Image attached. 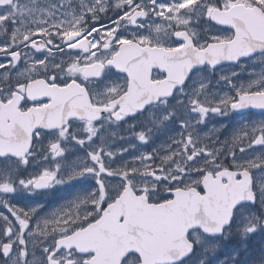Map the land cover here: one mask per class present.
<instances>
[{"label":"snow or ice","instance_id":"snow-or-ice-1","mask_svg":"<svg viewBox=\"0 0 264 264\" xmlns=\"http://www.w3.org/2000/svg\"><path fill=\"white\" fill-rule=\"evenodd\" d=\"M0 209V264H264V0H0Z\"/></svg>","mask_w":264,"mask_h":264},{"label":"flooded vegetation","instance_id":"flooded-vegetation-1","mask_svg":"<svg viewBox=\"0 0 264 264\" xmlns=\"http://www.w3.org/2000/svg\"><path fill=\"white\" fill-rule=\"evenodd\" d=\"M257 118H259V117H257ZM144 151H150L151 149H149V148H145V149H143Z\"/></svg>","mask_w":264,"mask_h":264},{"label":"rangeland","instance_id":"rangeland-1","mask_svg":"<svg viewBox=\"0 0 264 264\" xmlns=\"http://www.w3.org/2000/svg\"><path fill=\"white\" fill-rule=\"evenodd\" d=\"M0 210H3V209H0ZM257 242H259V239H257ZM221 259H223V257H221Z\"/></svg>","mask_w":264,"mask_h":264}]
</instances>
